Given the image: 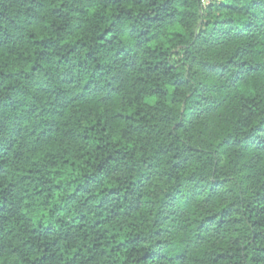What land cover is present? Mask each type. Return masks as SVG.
Listing matches in <instances>:
<instances>
[{"label":"clouds","instance_id":"clouds-1","mask_svg":"<svg viewBox=\"0 0 264 264\" xmlns=\"http://www.w3.org/2000/svg\"><path fill=\"white\" fill-rule=\"evenodd\" d=\"M0 13V264H264V0Z\"/></svg>","mask_w":264,"mask_h":264},{"label":"trees","instance_id":"trees-1","mask_svg":"<svg viewBox=\"0 0 264 264\" xmlns=\"http://www.w3.org/2000/svg\"><path fill=\"white\" fill-rule=\"evenodd\" d=\"M23 2V0H21V3ZM30 10V9H29ZM0 19H7V17L3 14V13H0Z\"/></svg>","mask_w":264,"mask_h":264}]
</instances>
